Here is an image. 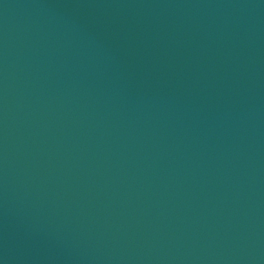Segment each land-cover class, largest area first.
Segmentation results:
<instances>
[{
	"label": "water",
	"instance_id": "water-1",
	"mask_svg": "<svg viewBox=\"0 0 264 264\" xmlns=\"http://www.w3.org/2000/svg\"><path fill=\"white\" fill-rule=\"evenodd\" d=\"M0 264H264V0H0Z\"/></svg>",
	"mask_w": 264,
	"mask_h": 264
}]
</instances>
